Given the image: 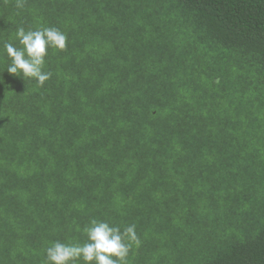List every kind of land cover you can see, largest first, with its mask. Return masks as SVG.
<instances>
[{"label": "trees", "instance_id": "trees-1", "mask_svg": "<svg viewBox=\"0 0 264 264\" xmlns=\"http://www.w3.org/2000/svg\"><path fill=\"white\" fill-rule=\"evenodd\" d=\"M16 4L0 0V264H49L93 219L136 226L126 264H264V0ZM19 27L67 35L43 85L6 70Z\"/></svg>", "mask_w": 264, "mask_h": 264}, {"label": "clouds", "instance_id": "clouds-1", "mask_svg": "<svg viewBox=\"0 0 264 264\" xmlns=\"http://www.w3.org/2000/svg\"><path fill=\"white\" fill-rule=\"evenodd\" d=\"M16 6L23 7V0H17ZM22 47L5 43L4 48L11 58L7 71L23 78L35 79L43 85L51 73L44 70L48 49L64 50L67 47V35L56 27H40L25 30L19 27L15 33ZM136 226L129 225L121 231L119 226L93 219L84 228L87 235L85 243H63L55 241L46 249L49 264H71L82 259L84 264H126V258L133 243L139 245Z\"/></svg>", "mask_w": 264, "mask_h": 264}]
</instances>
